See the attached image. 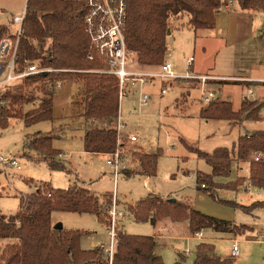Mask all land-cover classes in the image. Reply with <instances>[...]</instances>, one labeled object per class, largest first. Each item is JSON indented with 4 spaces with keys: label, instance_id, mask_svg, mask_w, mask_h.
Listing matches in <instances>:
<instances>
[{
    "label": "trees",
    "instance_id": "16d2710c",
    "mask_svg": "<svg viewBox=\"0 0 264 264\" xmlns=\"http://www.w3.org/2000/svg\"><path fill=\"white\" fill-rule=\"evenodd\" d=\"M225 0H130L129 20L125 35L128 49L135 53L142 66H161L168 54L167 38L171 33V19L186 17L187 26L195 32L212 30ZM243 11L264 12V0H234ZM85 9L80 3L59 0H29L23 36L20 39L17 62L20 68L29 63H38L41 68L59 70L29 76L21 83L0 90V128L6 129L12 118L24 121L27 127L54 118V99L60 83L75 77L83 84L80 100L75 103L84 120V149L92 154H111L121 149L117 130L120 116L119 82L116 77L93 71L104 68L95 57L90 39L85 32ZM9 35L6 25L0 26V42ZM9 37H13L12 35ZM24 89L42 94L33 110L21 115L23 105L34 104L37 98L24 96ZM264 102L243 101L238 111L230 102H211L200 112L204 120L259 122ZM264 121V120H263ZM58 135L35 133L27 136L24 153L34 152L48 163L52 171H65V166L56 159L61 154L53 148ZM187 147L212 168V174H197V181L214 197L217 188L239 189L241 182L222 185L215 177H228L235 161H250L252 187L264 188V160H250L255 153L264 154V130L241 135L231 149L218 148L207 154L192 146ZM25 156V155H24ZM27 157V156H25ZM159 154L137 153L141 175H156ZM29 158V157H28ZM33 158V157H32ZM30 159V158H29ZM32 160V159H30ZM131 177V175H127ZM205 185V188H202ZM113 197L97 196L77 184L68 189H55L43 184L34 193L22 197L20 210L11 215H0V241L5 242L1 260L4 264H165L156 253L158 246L153 237L128 235L117 231L115 252L110 260L102 248L83 250L80 242L84 234L79 230H56L52 224L54 212L91 214L110 231L109 209ZM251 213L260 208V202L252 206H239ZM262 208V207H261ZM129 211L135 220L155 222L160 217H169L175 222L188 221L192 234L203 229L229 233L236 236L250 231L246 225L222 221L194 209L188 202L149 196ZM174 264H187L182 259ZM192 264H234L232 259L221 258L215 246L201 243L197 247Z\"/></svg>",
    "mask_w": 264,
    "mask_h": 264
},
{
    "label": "rangeland",
    "instance_id": "374dc122",
    "mask_svg": "<svg viewBox=\"0 0 264 264\" xmlns=\"http://www.w3.org/2000/svg\"><path fill=\"white\" fill-rule=\"evenodd\" d=\"M227 1L223 2L222 8ZM26 5L27 0H0V26L6 25L8 28L9 35L6 37L11 36L16 30L12 19L21 15ZM238 6L234 1V7ZM170 24L174 30H171L172 36L167 38L169 48L177 46L179 51L178 46L185 47L187 42L192 44L194 34L180 28L187 26L186 17L173 18ZM248 44L250 45V51L246 52L248 56L238 55L236 63L232 62L231 53L222 56L220 60L216 59L215 72L224 74L233 72L232 75H238L240 71V74L244 71L248 73L247 69L251 65L249 58L253 57L258 64L262 62L263 66L257 73L254 71L249 73L264 77V33L256 36ZM182 55L180 53V57L172 61L173 64L179 63L184 70V74L180 75H185L189 72V67L187 62L183 63ZM196 60L197 68L204 67V70L214 65L210 59L197 57ZM132 66L142 72H155L159 69V66L140 65L136 55ZM185 81L186 83L180 85L174 82L172 85L164 83V86L168 87V92L164 95L161 94L163 84L160 81L146 85L142 92L151 96L146 107L140 106V90L136 89H132L131 94L121 101L120 117L127 128L122 129L124 146L120 152L126 160L127 169L115 182L114 169L107 164L108 157L103 154L87 153L84 149L85 131L82 128L84 120L79 108L75 106L81 98L83 84L75 77L63 80L55 93L53 120L27 127L19 115V118L10 120L6 129L0 128V160L14 157L21 167L19 170L14 166H4L0 163V215L17 213L21 208L22 197L34 193L38 188H42L43 184H49L55 189H68L77 184L97 196H112L113 204L108 212L111 228L110 212L116 205L118 210L125 213L123 219H118L116 231L155 238L159 244L157 253L165 264H174L181 259L187 264H192L196 259L197 247L201 243L214 245L218 256L229 258L234 239L230 235L237 237L240 246V255L233 259L234 263L264 264V188L253 187L251 192L245 190L250 175L245 177L243 169H250V161L245 163L235 161L228 177H215L214 182L222 185L232 184L238 180L246 181L241 182L242 186L237 190L217 188L213 197L200 190L201 185L196 180L198 173L211 175L212 168L187 147L192 146L207 154L218 148L231 149L241 135L252 133L256 129L264 130V109L259 122L236 121L231 124L225 120H204L200 117V112L209 104L203 102L201 84L196 81ZM226 82L213 84L207 88L208 91L216 92L213 102L231 101L235 111L240 109L242 101L264 102V84ZM182 87L189 91L183 90ZM249 89L254 92L252 97L254 100L244 98ZM23 94L30 99H37L34 104H24L21 115L36 108L39 99L42 98V94L33 92L32 89H24ZM38 132L58 135V138L53 140V148L61 152L56 160L65 166V171H52L47 162L37 161L40 157L34 152L24 153L27 136ZM133 136L138 137V142L131 141ZM137 153L159 154L155 176L147 177L139 173ZM255 154L250 160L254 159ZM149 196L188 202L202 214L232 224L246 225L250 227V231L245 235L236 236L213 229H203L200 232L203 231L204 240L201 241L191 233L188 221L175 222L169 217H160L154 223L153 219L148 222L135 220L129 207ZM257 202H260L262 208H256L251 213H246L236 206L249 207ZM53 222L61 223L66 230L87 232L88 234L81 237L80 245L83 250H94L102 245L106 247L110 245L109 231L94 215L56 212L53 215ZM4 246L5 242L0 241V264H4L1 260Z\"/></svg>",
    "mask_w": 264,
    "mask_h": 264
},
{
    "label": "built area",
    "instance_id": "2783aa9c",
    "mask_svg": "<svg viewBox=\"0 0 264 264\" xmlns=\"http://www.w3.org/2000/svg\"><path fill=\"white\" fill-rule=\"evenodd\" d=\"M29 0H27L28 3ZM62 2L80 3L85 9V32L87 33L91 48L94 52L89 57L93 60L97 57L104 65L101 70L93 71L98 74L111 75L117 78L119 82V97L120 102L131 94L132 89L140 90V106L146 107L149 104L151 96L148 93L142 92V89L149 84L160 81L163 86L161 94L168 92V87L164 83H172L177 80L196 81L201 84L203 93V102L210 104L214 101L216 92L207 90L214 83L228 81L212 75H201L194 73V58L191 57L187 61L189 72L185 75L178 74L173 64L165 60L159 66L157 71H137L133 68L135 53L131 52L127 47L125 30L129 20V3L130 0H59ZM229 2L228 4H226ZM223 7H229L234 4V0H228ZM27 5L21 15L15 16L12 19V24L16 26V30L12 32L13 37H6L0 42V90L15 86L21 83L29 76L39 75L47 72H57L59 70L41 68L38 63H29L25 67L20 68L17 62L18 48L20 39L23 36L24 22L26 19ZM264 84V80L260 81ZM253 91L249 90L248 95H252ZM122 129H126L125 124L119 116L117 130L120 135L119 142L122 141ZM132 142H138V137L133 136ZM264 154L256 153L254 159L256 162L263 161ZM125 158L121 154L120 149L116 152L108 154L107 164L113 167L115 182L120 177L121 173L127 169ZM4 166L11 165L20 169L18 161L12 157L6 160H0ZM197 179V176H196ZM202 185V188H205ZM112 228L109 231L110 245L103 247L106 256L111 260L115 252V239L117 235L116 225L118 219H123L125 213L118 210L115 205L111 210ZM202 236V232L195 234ZM239 242L234 241L232 256L239 255Z\"/></svg>",
    "mask_w": 264,
    "mask_h": 264
},
{
    "label": "crops",
    "instance_id": "0c3cea01",
    "mask_svg": "<svg viewBox=\"0 0 264 264\" xmlns=\"http://www.w3.org/2000/svg\"><path fill=\"white\" fill-rule=\"evenodd\" d=\"M182 29H187L188 31L192 32L194 34L192 44L187 42V45L184 46H178L180 47V50L178 51L177 46L175 47H168V58L166 59L170 61L173 64V59L179 58V54L182 53L183 55V63H186L191 57L194 58V66L192 68V71L197 74L201 75H212L216 76L219 78H223L228 81H233L235 83L237 82H247L250 83L251 85L253 84H261L260 81L264 80V77L262 76H253L249 72L254 71L255 73L258 72V69H260L263 66L262 62H258L253 59L249 58V61H251L250 67L247 69V71H244L243 74L238 75H232L233 72H230L229 74H224V73H216L215 70V64H216V59L218 60L222 56L229 55L230 53L233 55L232 56V62H238V55H243L246 54L248 56V53L250 49V45L248 44L251 40L255 39L256 36H261L264 33V12H253V11H243L238 7H234V4L229 6V7H223L220 14L217 16L216 20V27L212 30H201L195 32L194 30L190 29L188 26L180 27ZM180 28H175V29H180ZM174 30V28H172ZM173 32L171 31L169 36H172ZM175 43V41H174ZM192 47V49H191ZM170 50V51H169ZM197 57L204 58L206 60L210 59L211 63L214 65H211V67L207 68L204 70L203 68L198 67L197 68ZM220 60V59H219ZM175 71L179 74H184L183 73V68L179 65V63H174L173 64ZM183 82L186 83L185 80H177L174 82L179 84H182ZM173 83V82H172ZM221 83H227L226 81L214 83V84H221ZM171 84V83H170ZM172 85V84H171ZM213 85V84H211ZM210 85V86H211ZM209 86V87H210ZM183 90L189 91L186 87H182ZM222 89V88H221ZM220 89V91H221ZM138 90V89H136ZM251 90V89H249ZM248 90V92H249ZM254 96V92L252 95H248V93L244 96V98H247L249 100H254L252 97ZM230 101V98H228ZM231 102V101H230ZM243 102V101H242ZM121 107V106H120ZM263 116V114H261ZM123 122V121H122ZM264 122V121H263ZM126 128L127 125L125 124ZM256 130H261V129H256ZM254 130V131H256ZM253 131V132H254ZM108 157V155L103 154ZM245 163V162H243ZM235 162L232 164V169L234 167ZM21 169V168H20ZM19 169V170H20ZM242 170V169H241ZM245 172V177H248L250 175V169H243ZM249 173V174H246ZM245 190L248 192H251L253 187L251 183H247L245 186ZM56 213V212H54ZM53 213V215H54ZM9 215V214H8ZM52 224L53 222V217H52ZM59 223L54 224V229L56 225ZM64 227V225H63ZM261 234V233H260ZM230 237H233V244L234 241H238L237 237H234L230 235ZM199 240H204V234L202 231V236H197ZM2 242V241H1ZM111 242V239H110ZM158 244V242H157ZM106 247L105 245H102L100 248ZM159 247V244L157 248ZM157 248H156V253H157ZM233 249V248H232ZM240 250V246H239ZM232 252V250H231ZM189 253V252H188ZM158 254V253H157ZM240 255V252H239ZM239 255L237 257H239ZM221 258H226L222 257ZM237 257H233L232 253L229 258L226 259H234ZM236 264V263H234Z\"/></svg>",
    "mask_w": 264,
    "mask_h": 264
},
{
    "label": "water",
    "instance_id": "95a60500",
    "mask_svg": "<svg viewBox=\"0 0 264 264\" xmlns=\"http://www.w3.org/2000/svg\"><path fill=\"white\" fill-rule=\"evenodd\" d=\"M172 201H176L175 199H171ZM152 223H154V221L152 220ZM56 230H63L64 227L61 223L57 224L56 227H55Z\"/></svg>",
    "mask_w": 264,
    "mask_h": 264
}]
</instances>
